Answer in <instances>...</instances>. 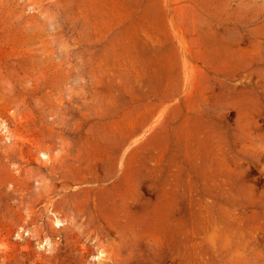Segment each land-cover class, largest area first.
Segmentation results:
<instances>
[{"label": "rangeland", "instance_id": "rangeland-1", "mask_svg": "<svg viewBox=\"0 0 264 264\" xmlns=\"http://www.w3.org/2000/svg\"><path fill=\"white\" fill-rule=\"evenodd\" d=\"M0 264H264V0H0Z\"/></svg>", "mask_w": 264, "mask_h": 264}]
</instances>
